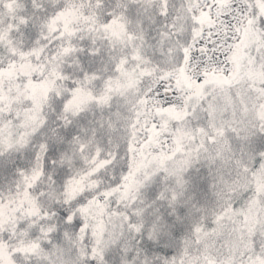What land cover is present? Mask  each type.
<instances>
[{
  "label": "snow or ice",
  "instance_id": "snow-or-ice-1",
  "mask_svg": "<svg viewBox=\"0 0 264 264\" xmlns=\"http://www.w3.org/2000/svg\"><path fill=\"white\" fill-rule=\"evenodd\" d=\"M0 264H264V0H0Z\"/></svg>",
  "mask_w": 264,
  "mask_h": 264
}]
</instances>
